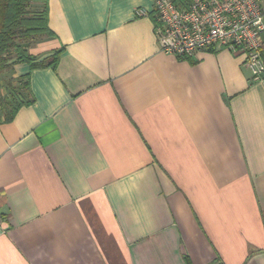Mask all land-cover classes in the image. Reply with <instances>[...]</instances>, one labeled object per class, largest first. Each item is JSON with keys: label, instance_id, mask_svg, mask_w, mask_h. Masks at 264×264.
<instances>
[{"label": "crops", "instance_id": "obj_1", "mask_svg": "<svg viewBox=\"0 0 264 264\" xmlns=\"http://www.w3.org/2000/svg\"><path fill=\"white\" fill-rule=\"evenodd\" d=\"M137 9L48 0L53 34L24 48L56 68L13 64L0 264H264V81L226 50L163 53Z\"/></svg>", "mask_w": 264, "mask_h": 264}, {"label": "built area", "instance_id": "obj_2", "mask_svg": "<svg viewBox=\"0 0 264 264\" xmlns=\"http://www.w3.org/2000/svg\"><path fill=\"white\" fill-rule=\"evenodd\" d=\"M151 16L160 50L194 59L214 48L244 57L256 81H264L262 0H153ZM5 219L0 215V226Z\"/></svg>", "mask_w": 264, "mask_h": 264}, {"label": "trees", "instance_id": "obj_3", "mask_svg": "<svg viewBox=\"0 0 264 264\" xmlns=\"http://www.w3.org/2000/svg\"><path fill=\"white\" fill-rule=\"evenodd\" d=\"M43 1V9L31 13L28 7L32 0H0V75L11 69L13 64L18 61L29 63L32 69L56 68L62 51L55 52L41 62L33 63L34 59L19 43L53 34L49 28L48 0ZM12 51L15 52L16 61L12 57ZM28 78L29 76L24 79L20 78L15 83L14 88L18 90L16 99L20 100L16 107L8 99H6V103L2 102L5 121L13 120L18 110L29 103L21 97L22 91L28 85Z\"/></svg>", "mask_w": 264, "mask_h": 264}, {"label": "rangeland", "instance_id": "obj_4", "mask_svg": "<svg viewBox=\"0 0 264 264\" xmlns=\"http://www.w3.org/2000/svg\"><path fill=\"white\" fill-rule=\"evenodd\" d=\"M44 6L43 0H32V2L29 4V11L31 13H35L38 10H42ZM44 39V37H37L33 38L29 41L24 40L19 42L23 47L29 48L35 46L37 43L41 42ZM12 57L14 59L16 58L15 52L12 51ZM12 72L11 69L8 70V72L3 73L0 75V113L4 112L3 110V103H6V99L10 102H15L16 95L18 94V90L14 88L15 83L13 81V78L11 77ZM14 88V89H13ZM7 101V102H8Z\"/></svg>", "mask_w": 264, "mask_h": 264}]
</instances>
